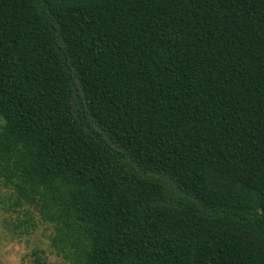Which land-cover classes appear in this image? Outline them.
Masks as SVG:
<instances>
[{"label": "trees", "instance_id": "1", "mask_svg": "<svg viewBox=\"0 0 264 264\" xmlns=\"http://www.w3.org/2000/svg\"><path fill=\"white\" fill-rule=\"evenodd\" d=\"M1 188L71 264H264V0H0Z\"/></svg>", "mask_w": 264, "mask_h": 264}, {"label": "rangeland", "instance_id": "2", "mask_svg": "<svg viewBox=\"0 0 264 264\" xmlns=\"http://www.w3.org/2000/svg\"><path fill=\"white\" fill-rule=\"evenodd\" d=\"M9 196L1 188L0 264H71L66 253L53 245L54 225L29 205L12 207Z\"/></svg>", "mask_w": 264, "mask_h": 264}]
</instances>
